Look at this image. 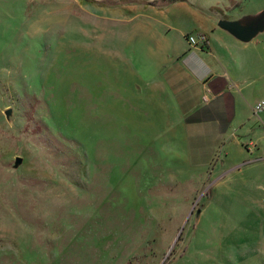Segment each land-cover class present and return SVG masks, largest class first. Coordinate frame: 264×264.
I'll return each mask as SVG.
<instances>
[{"label": "rangeland", "instance_id": "obj_1", "mask_svg": "<svg viewBox=\"0 0 264 264\" xmlns=\"http://www.w3.org/2000/svg\"><path fill=\"white\" fill-rule=\"evenodd\" d=\"M262 10L0 0V264H264V77L205 108V34Z\"/></svg>", "mask_w": 264, "mask_h": 264}, {"label": "crops", "instance_id": "obj_2", "mask_svg": "<svg viewBox=\"0 0 264 264\" xmlns=\"http://www.w3.org/2000/svg\"><path fill=\"white\" fill-rule=\"evenodd\" d=\"M230 8L234 10V6ZM231 13V11H224L223 14L228 15L226 18L230 20L240 19L251 14L257 15V13H249V15L241 17ZM221 17L216 16L218 21L221 20ZM211 32L210 35L205 34L207 36V47L210 48V52H217L220 71L217 74L218 79H215L208 86L213 97L205 105V108H213L219 105V110H234L236 109V91H241L239 88L235 90L229 84L228 78L231 80L241 78L245 84L244 88L250 89V92L254 91V87H252L254 77H264V33L258 36L259 33L256 40L254 39L257 36L250 42H243L231 33L219 28L217 24ZM206 79H203L204 85L207 83Z\"/></svg>", "mask_w": 264, "mask_h": 264}, {"label": "water", "instance_id": "obj_3", "mask_svg": "<svg viewBox=\"0 0 264 264\" xmlns=\"http://www.w3.org/2000/svg\"><path fill=\"white\" fill-rule=\"evenodd\" d=\"M218 26L231 33L237 39L243 42H250L259 33L264 31V11L257 15H249L240 19L230 20L221 19ZM11 111H8L7 116H10ZM22 158L18 157L16 167L20 166Z\"/></svg>", "mask_w": 264, "mask_h": 264}, {"label": "built area", "instance_id": "obj_4", "mask_svg": "<svg viewBox=\"0 0 264 264\" xmlns=\"http://www.w3.org/2000/svg\"><path fill=\"white\" fill-rule=\"evenodd\" d=\"M189 40V43L193 46H196L198 45L199 42H203L204 40V37L203 36H198V38L194 37V36H191L188 38ZM264 108V101L262 102H259L256 106V112H260L262 111Z\"/></svg>", "mask_w": 264, "mask_h": 264}]
</instances>
